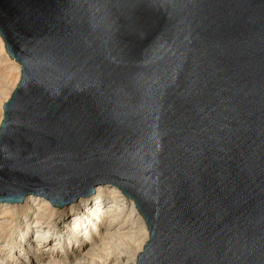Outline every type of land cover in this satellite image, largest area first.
Returning <instances> with one entry per match:
<instances>
[{
	"label": "water",
	"instance_id": "water-1",
	"mask_svg": "<svg viewBox=\"0 0 264 264\" xmlns=\"http://www.w3.org/2000/svg\"><path fill=\"white\" fill-rule=\"evenodd\" d=\"M0 37V203L113 185L136 264H264V0H0Z\"/></svg>",
	"mask_w": 264,
	"mask_h": 264
},
{
	"label": "bare ground",
	"instance_id": "bare-ground-1",
	"mask_svg": "<svg viewBox=\"0 0 264 264\" xmlns=\"http://www.w3.org/2000/svg\"><path fill=\"white\" fill-rule=\"evenodd\" d=\"M0 58L7 76L14 75L7 96L0 100L1 125L4 103L21 77V67L9 59L1 37ZM18 210L23 214L15 223ZM53 210L60 211L55 221ZM49 216L50 222H45ZM148 239L134 203L113 185H97L92 196L60 209L33 195L22 205L0 203V264H136Z\"/></svg>",
	"mask_w": 264,
	"mask_h": 264
},
{
	"label": "rangeland",
	"instance_id": "rangeland-1",
	"mask_svg": "<svg viewBox=\"0 0 264 264\" xmlns=\"http://www.w3.org/2000/svg\"><path fill=\"white\" fill-rule=\"evenodd\" d=\"M13 78H14V75L7 76V71L5 70V66L2 63V58H0V100L7 96L6 94L11 87V82H9V81ZM53 211L55 212V214H54V216H51V217H52V220L55 221L56 217L60 215V211H57V210H53ZM22 214H23V212L18 210V214L15 217H13V220L15 219L14 220L15 223L18 222V217ZM51 217L49 216V217L45 218V222H50L49 220ZM3 240L4 239H2L1 242ZM11 240H12V242H16V238H15L14 234L12 235Z\"/></svg>",
	"mask_w": 264,
	"mask_h": 264
}]
</instances>
